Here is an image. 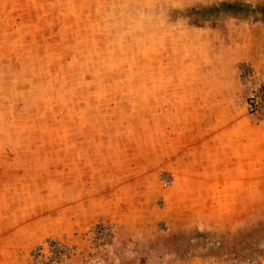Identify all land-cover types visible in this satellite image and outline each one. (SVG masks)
<instances>
[{
    "label": "rangeland",
    "instance_id": "374dc122",
    "mask_svg": "<svg viewBox=\"0 0 264 264\" xmlns=\"http://www.w3.org/2000/svg\"><path fill=\"white\" fill-rule=\"evenodd\" d=\"M242 63L264 75V0H0V234L23 264L50 238L58 264H264V212L217 232L173 203L193 138L244 115Z\"/></svg>",
    "mask_w": 264,
    "mask_h": 264
},
{
    "label": "crops",
    "instance_id": "0c3cea01",
    "mask_svg": "<svg viewBox=\"0 0 264 264\" xmlns=\"http://www.w3.org/2000/svg\"><path fill=\"white\" fill-rule=\"evenodd\" d=\"M243 111L228 108L222 125H210L208 137L193 138L192 200L173 203L191 209L200 228L232 231L263 215L264 127L251 125ZM24 244L16 234H0V264H23Z\"/></svg>",
    "mask_w": 264,
    "mask_h": 264
},
{
    "label": "built area",
    "instance_id": "2783aa9c",
    "mask_svg": "<svg viewBox=\"0 0 264 264\" xmlns=\"http://www.w3.org/2000/svg\"><path fill=\"white\" fill-rule=\"evenodd\" d=\"M237 77L244 95L245 116L254 125L264 127V75L255 68L242 63L237 70ZM114 235L109 223H97L88 234L89 241L97 247L106 248L111 244ZM73 246L64 239H45L36 245L30 253L35 264H58L69 258Z\"/></svg>",
    "mask_w": 264,
    "mask_h": 264
}]
</instances>
